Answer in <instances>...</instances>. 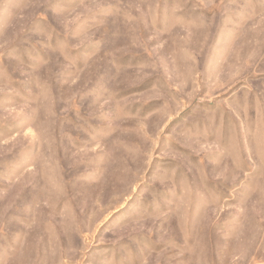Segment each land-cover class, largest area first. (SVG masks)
I'll list each match as a JSON object with an SVG mask.
<instances>
[{
  "label": "rangeland",
  "instance_id": "1",
  "mask_svg": "<svg viewBox=\"0 0 264 264\" xmlns=\"http://www.w3.org/2000/svg\"><path fill=\"white\" fill-rule=\"evenodd\" d=\"M0 264H264V0H0Z\"/></svg>",
  "mask_w": 264,
  "mask_h": 264
}]
</instances>
